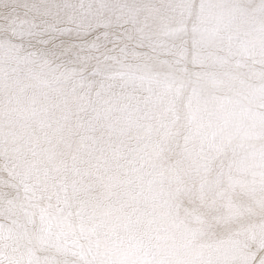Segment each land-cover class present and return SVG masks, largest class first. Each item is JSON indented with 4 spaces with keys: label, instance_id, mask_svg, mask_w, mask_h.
Wrapping results in <instances>:
<instances>
[{
    "label": "bare ground",
    "instance_id": "bare-ground-1",
    "mask_svg": "<svg viewBox=\"0 0 264 264\" xmlns=\"http://www.w3.org/2000/svg\"><path fill=\"white\" fill-rule=\"evenodd\" d=\"M179 2L0 0V264L59 256L39 236V211L65 196L87 209L77 260L264 264V0H195L194 18L223 36L216 54L231 48L242 66L214 93L226 107L191 119L178 100L171 135L164 49L154 94L121 79L114 60L101 76L66 63L80 36L103 44L147 25L162 39L163 5ZM225 137L226 151L209 152Z\"/></svg>",
    "mask_w": 264,
    "mask_h": 264
},
{
    "label": "snow or ice",
    "instance_id": "snow-or-ice-1",
    "mask_svg": "<svg viewBox=\"0 0 264 264\" xmlns=\"http://www.w3.org/2000/svg\"><path fill=\"white\" fill-rule=\"evenodd\" d=\"M163 8L170 11L171 15L162 17V39L150 31L147 25L136 26L115 40H110L105 33L103 44L100 43L99 36L87 41L77 33L80 39L67 49L72 56L66 63H71L92 76H101L109 69L108 62L114 60L120 65L118 75L121 79L133 85L137 82L145 83L148 91L154 94L151 87L155 80L153 62L157 59L155 54L158 50L164 49V54L172 57V60L162 61L166 65L165 97L167 111L170 113L162 127L165 128L166 135H171L172 129L180 120L176 113L178 100H184L186 113L191 119H195V114L209 104L226 107L231 102L230 99L214 93L229 85L242 65L234 63L235 53L231 48L224 55L216 54L214 49L223 43V36L219 31L210 33L203 16L194 18L195 0H180L179 3L163 5ZM200 8L203 12L204 5L201 4ZM70 34L71 30L59 33L60 36ZM50 39L56 40L58 36H51ZM108 44L114 46L109 48ZM117 50L119 55H112ZM47 55L53 57L55 63L57 53L48 50ZM187 139L186 137V141ZM230 145L229 137L222 138L219 143L214 139L209 152L226 151ZM209 152H203L206 160L211 158ZM86 215V205L83 202L74 204L67 196L56 205L55 211L51 204L40 209L39 236L60 251L58 257L45 259L38 264H92L83 256L79 260L75 259L78 255L76 249L85 231ZM76 218H79V225ZM123 219L132 226V214L126 213Z\"/></svg>",
    "mask_w": 264,
    "mask_h": 264
}]
</instances>
